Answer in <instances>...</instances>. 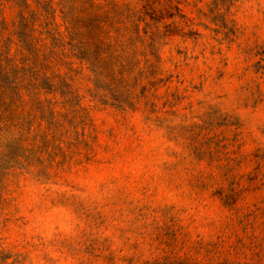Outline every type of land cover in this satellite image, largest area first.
Listing matches in <instances>:
<instances>
[{"label": "rangeland", "instance_id": "obj_1", "mask_svg": "<svg viewBox=\"0 0 264 264\" xmlns=\"http://www.w3.org/2000/svg\"><path fill=\"white\" fill-rule=\"evenodd\" d=\"M173 3L129 49L124 109L83 80L21 145L1 128L6 264H264V0Z\"/></svg>", "mask_w": 264, "mask_h": 264}, {"label": "trees", "instance_id": "obj_2", "mask_svg": "<svg viewBox=\"0 0 264 264\" xmlns=\"http://www.w3.org/2000/svg\"><path fill=\"white\" fill-rule=\"evenodd\" d=\"M5 1L17 8L10 23L0 21V124L4 118L10 121L0 131L5 128L10 146L21 145L31 133L23 117L40 113L41 119H53L61 115L58 108L72 112L86 97L83 80L94 84L87 89L93 100L102 90L107 94L99 101L124 109L123 93H112L128 85L129 49L146 34L152 39L167 35L171 25H165L164 33L161 25L177 8L174 0ZM12 256L0 250V263Z\"/></svg>", "mask_w": 264, "mask_h": 264}]
</instances>
